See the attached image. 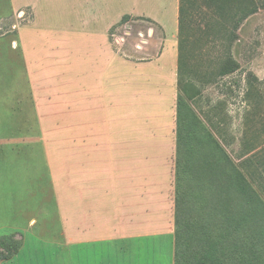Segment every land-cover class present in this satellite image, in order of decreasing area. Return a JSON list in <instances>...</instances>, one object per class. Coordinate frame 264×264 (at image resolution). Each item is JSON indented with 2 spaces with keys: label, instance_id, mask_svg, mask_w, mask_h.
<instances>
[{
  "label": "rangeland",
  "instance_id": "obj_1",
  "mask_svg": "<svg viewBox=\"0 0 264 264\" xmlns=\"http://www.w3.org/2000/svg\"><path fill=\"white\" fill-rule=\"evenodd\" d=\"M131 2L0 0V254L28 234L63 242L55 194L81 191L88 173L83 128L99 127L139 140L132 153H101L107 191L131 196L121 202L137 211L139 237L144 228L153 230L146 235L168 234L170 264L181 254L186 262L199 259L206 247L200 224L211 223L217 235L223 226L215 210L220 189L203 199L190 194L197 187L183 180L182 153L200 149L207 130L232 161L225 182L230 220L251 209L237 192L234 168L262 203L244 232L261 233L264 264V0L212 8L199 0L185 17L196 48L184 50L182 68L175 0L147 2L155 19L169 22V35L152 18L125 14ZM46 263L38 255L30 264Z\"/></svg>",
  "mask_w": 264,
  "mask_h": 264
},
{
  "label": "crops",
  "instance_id": "obj_2",
  "mask_svg": "<svg viewBox=\"0 0 264 264\" xmlns=\"http://www.w3.org/2000/svg\"><path fill=\"white\" fill-rule=\"evenodd\" d=\"M97 1L102 3V0ZM127 1L130 2V0ZM147 2L148 0H132L131 8L125 14L145 15L152 18L162 26L166 35H169L171 32L169 22L164 19H155ZM179 5L180 0H175L174 17L171 18V22L175 18V26L179 25ZM83 133L85 136L82 145L83 152H85L83 153V173L86 171L88 173L82 175L81 191L75 192L68 188L65 192L60 190L61 192L55 194L59 203V214L65 218L61 234L63 242L50 243L45 237L28 234L30 239L27 236L26 238L21 237L19 252L12 259L0 262V264H30L38 255L50 260V263L46 264H170L172 260V254L169 251L171 243L164 239L169 235L160 232L156 235H146L152 233L153 230L150 229L149 232L144 228L142 232L146 234L139 237L137 211L127 203L125 205L129 209H124L121 202L123 199H130L131 196L128 194L123 196L121 192L114 190L107 191L106 188L105 165L107 161L101 153L136 151V142H139L138 134H136L138 141L132 144L130 143L133 141L131 140L132 132H129V135L125 134V139L120 138L124 137L121 131L109 133L105 128L99 127L96 130L83 128ZM106 141H113V143H106ZM125 182L131 189L132 181ZM63 201L64 211L61 206ZM150 213L151 211H148V214ZM35 221V219L31 220L30 225H33ZM159 236L163 237L159 238ZM51 247L54 250H46Z\"/></svg>",
  "mask_w": 264,
  "mask_h": 264
},
{
  "label": "trees",
  "instance_id": "obj_3",
  "mask_svg": "<svg viewBox=\"0 0 264 264\" xmlns=\"http://www.w3.org/2000/svg\"><path fill=\"white\" fill-rule=\"evenodd\" d=\"M180 0L179 17H180V68L186 64V60L189 59V55L184 50L189 47L191 50H195V41L190 40V33L186 31L188 24H185V17L188 10L192 8L195 10L198 6H201L199 0ZM228 0H202L204 6L212 8L214 5L226 2ZM190 4V5H189ZM187 8V9H186ZM218 10V9H217ZM217 12V11H216ZM185 24V25H184ZM182 103V99H181ZM182 106V104H180ZM181 108V107H180ZM182 112L179 110V115ZM195 116V115H193ZM195 122L193 125L195 126ZM200 149H194L193 147L186 148L182 153L183 157V171L186 176L183 178L190 183V188L195 185V192L190 189V194L197 195V198L203 199L206 190L220 189V200L216 211L221 212L223 218L221 224H223L221 232L213 233L211 223H201L200 227L202 232V243L205 244V250L199 259L194 258L193 261L184 259V255L181 254L182 263L177 264H225L222 259L229 257L231 262L229 264H260L261 257L258 250V240L261 233L253 231L249 233L244 232V225L254 222L261 214L262 203L258 199L254 188L247 183L246 176L242 171L234 168V181L237 192L247 197L250 203L251 209L244 214L239 215L238 218H234L232 221L228 216V210L225 203L228 191L226 190V178L229 174L232 161L225 149L221 146L220 142L206 130V134L199 142ZM181 161V160H180ZM178 162V167L181 164ZM200 161V163H198ZM178 179L180 180V172H177ZM200 190L197 192V190ZM223 204V205H222ZM195 233V232H194ZM178 243V241H177ZM21 247V243H14L12 246V253H1L0 262L12 259ZM178 247V246H177ZM177 255L179 253L176 252Z\"/></svg>",
  "mask_w": 264,
  "mask_h": 264
}]
</instances>
